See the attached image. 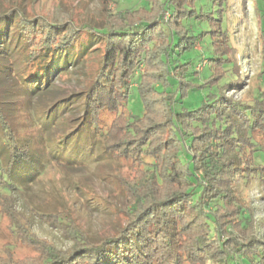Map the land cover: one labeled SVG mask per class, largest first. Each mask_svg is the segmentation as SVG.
I'll use <instances>...</instances> for the list:
<instances>
[{"label": "trees", "instance_id": "trees-1", "mask_svg": "<svg viewBox=\"0 0 264 264\" xmlns=\"http://www.w3.org/2000/svg\"><path fill=\"white\" fill-rule=\"evenodd\" d=\"M144 1L137 9L106 10L100 27L18 12L30 65L44 51L72 48L80 36L101 51L79 129L135 174L125 181L120 232L95 244L76 227L79 242L69 253L51 248L41 261L24 264H264L250 202L251 192L264 191V0L250 2L259 24L254 67L251 54L234 45V0ZM202 50L200 72L194 61ZM202 91L198 103H186ZM237 91L241 98L227 95ZM104 114L113 116L106 127ZM36 163L0 107L4 199L11 202L15 190L39 178ZM0 264L11 262L0 257Z\"/></svg>", "mask_w": 264, "mask_h": 264}, {"label": "rangeland", "instance_id": "rangeland-1", "mask_svg": "<svg viewBox=\"0 0 264 264\" xmlns=\"http://www.w3.org/2000/svg\"><path fill=\"white\" fill-rule=\"evenodd\" d=\"M251 1L232 2L231 31L234 45L251 54L250 65L254 67L259 24ZM145 3L0 0V15L13 11L0 19V107L17 138L30 146L36 169L40 170L39 178L14 191L11 202L0 190V257L11 264L41 261L51 248L69 253L79 242L74 235L76 227L95 244L116 235L126 220L122 211L127 200L125 181L135 176L125 160L107 157L97 138L79 129L85 118L83 98L97 74L101 51L80 36L72 48L44 51L30 65L26 44L17 30L18 12L58 25L89 23L100 27L106 10L137 9ZM201 48L197 43L195 49ZM203 56V50L197 53L194 64L198 66ZM48 61L52 65L47 68ZM202 67L198 66V71ZM44 71H49L48 79L43 77ZM249 73L247 69L245 74L250 77ZM227 95L241 98L242 94L237 91ZM193 96L195 99L187 104L198 103L203 91ZM131 99L134 111L140 114L135 91ZM112 120V115L104 114L101 125L106 127ZM250 197L259 224L258 239L264 240V191L257 188ZM58 216L65 218L63 224H56ZM23 226L29 227L27 234Z\"/></svg>", "mask_w": 264, "mask_h": 264}]
</instances>
